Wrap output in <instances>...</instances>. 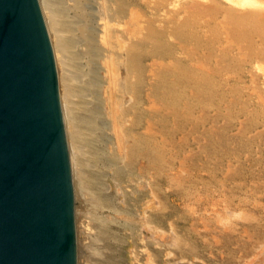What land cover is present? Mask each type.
Returning <instances> with one entry per match:
<instances>
[{
    "label": "rangeland",
    "instance_id": "1",
    "mask_svg": "<svg viewBox=\"0 0 264 264\" xmlns=\"http://www.w3.org/2000/svg\"><path fill=\"white\" fill-rule=\"evenodd\" d=\"M76 1L51 2L54 8H59L56 10L63 21L60 20V28H66L63 29L65 40H69L68 73L74 76L71 84L76 92L74 116L82 131L84 191L87 193L82 191L83 196L75 191L78 194L75 195L76 212L81 211L77 212L76 219H82L76 220L78 264H264V0H171L164 6L162 1L166 0H130L128 10L121 14V20H127L121 21L122 27L131 23L136 35L151 24L153 17L171 16V12L181 7L178 13L183 30H189L188 34L193 31L195 35L192 32L190 37L198 38L191 40L184 31L182 38L169 31L162 40L167 46L162 52L173 50V53L160 57L161 61L153 56L148 60L151 82L160 80L159 72L168 63L176 58L182 60L180 74L185 75L182 88L189 98L196 100L193 108L195 105L198 108L194 109L192 122L185 119L182 122L186 123H181L177 129L172 119L163 129L165 126L154 116L159 106H155L157 101L152 97L151 85L148 87L151 94L148 131L153 153L159 156V161L153 156L155 164L151 163L153 169L147 184L152 183L147 185L146 200L131 209L124 201H119L120 193L111 179L114 176V166L110 165L113 129L109 127V113L106 111L107 116L104 111L93 117L92 127L88 119L86 121V115L91 117L92 109L104 97L103 86L92 83V71L102 59L97 44L95 51L99 54L93 56V52H87L88 40L84 34L78 37L82 33L78 25L79 16L86 15L84 25L92 27V31L99 30L101 24L96 17L99 0H81L78 4ZM158 1L162 4H155ZM145 17H151L149 22ZM185 18L193 26L187 25ZM156 20L161 23L160 18ZM192 27L194 30L190 32ZM184 37L190 41L187 43ZM89 41V45L92 44V40ZM151 63L156 64L154 68ZM195 71L201 76L200 90H207L206 87L213 90H208L209 94L205 91L206 96L202 95L204 89L202 93L199 89L196 92L195 85L186 86L185 77L188 75L190 79L189 75ZM202 71L209 75L203 76ZM207 82L210 85L207 86ZM213 92L212 99L209 96ZM92 155L96 161L92 160ZM139 184L135 189L142 190ZM94 198L97 202L93 204ZM83 227L86 230H82Z\"/></svg>",
    "mask_w": 264,
    "mask_h": 264
},
{
    "label": "water",
    "instance_id": "2",
    "mask_svg": "<svg viewBox=\"0 0 264 264\" xmlns=\"http://www.w3.org/2000/svg\"><path fill=\"white\" fill-rule=\"evenodd\" d=\"M0 264H78L70 152L40 0H0Z\"/></svg>",
    "mask_w": 264,
    "mask_h": 264
},
{
    "label": "bare ground",
    "instance_id": "3",
    "mask_svg": "<svg viewBox=\"0 0 264 264\" xmlns=\"http://www.w3.org/2000/svg\"><path fill=\"white\" fill-rule=\"evenodd\" d=\"M51 1L52 0H40V4H41L42 11H43V14H44V17L46 20V24H47V27H48V30L50 33L52 45L54 48V54H55V58H56V65H57L58 76H59L60 98H61V103H62L64 123H65V128H66L67 139H68V147H69V152H70V161H71L73 180L75 177V180L77 182V184H76V182L74 181V183L77 185L76 187L74 186V188L76 189L75 190L76 192L78 191L77 192L78 194H81L82 191H84V189H86V187H85L86 184L84 182L85 170H84V162L82 160V155H83L82 152L83 151H81L83 146L81 147L82 135L80 134V132H82V131L79 127L78 122L76 121L75 116H74V114H75V108H74L75 103H74V101L75 100L73 99V96H74V93H76V92H75L74 88H72V84H71V82L74 80L73 79L74 76H72V74L68 73L69 62H68L67 57H68L70 46H68V44H67V42L69 43V40L66 42L67 38H65L64 31H63V29L65 30L66 28H63V29L60 28V24H61L60 22L62 21L60 19V17L62 18V16H59V13H58L59 8L58 7L54 8L55 5ZM167 1H171V0H166V2L162 1L163 6H164V3L166 5ZM79 2H81V0H77L76 4H78ZM130 3H131L130 0H99L98 4H97L99 14L96 16L99 19V20H97L98 23L101 24V27L99 28V30H97L95 32V31H92V27H90V25H89L90 29L87 28V25L86 26L84 25V24H86V21H85V18H87V17H85L86 15L79 16L80 17V19H79L80 24L82 22H84V23H82L81 25L79 24L78 26L80 28L78 26H77V28L81 29L80 31H82V33L80 35L78 34V37L82 38L81 35L84 34L85 35L84 38H86L89 43H90L89 40H92L91 42L93 45L90 44L91 45L90 46L89 43L87 42V40L83 39V40H86V42L88 44V45H86V49L88 50L87 52H89V54L93 52L91 54V55L94 54L93 56H96L97 54L100 53L99 55H101V59H102V62L101 63L99 62V65L95 66L94 70L92 69L93 70L92 72L94 73V74H92L93 78H94L92 80H94V81H92V80L91 81H92V83L94 82L93 84H98V85L103 86V89H104L103 96L104 97L101 96L103 98H101L100 104H98L97 107L95 106L96 108L92 109V111H91V109H89V111H91L92 115H91V117L90 116L88 117V115H86V117H87L86 121L88 119L87 122H88V124H90V127H92V120H93L92 118L93 117H95L96 115H100L101 113H104V111H105V113H106V111H107V113H109L110 118H111V120L109 122V127H112V129H113V136H111V137L109 136L111 139V143L113 145L112 150H111V148H109L111 150V154H112L111 160H110L111 164L110 163L109 164L114 166V176L111 179H113L112 181H113L115 187L117 188V192L119 191V193H120L119 198L121 200H119V201H122V203L125 202L127 204V206L131 209V207H133L134 205H136V204L139 205L144 200H146L147 194H148L147 193V189H148L147 185H150L152 183V182H150V184H147L149 181L148 175H149V173H151L150 171L153 169V168L151 169V163L153 162V159H155V158L159 161V156L155 155L153 153L152 143H151L152 138H151L149 131H148V129H149L148 128V117H149V111H150L149 108H151V107H149L150 105H148L149 99H151L150 98L151 94L148 92V87L151 85L152 95H153L152 97H154L157 101V104H155V106H157V105L159 106L158 109L156 110V113L154 114V116L158 119L160 125L165 126V128H163V129H166L167 123L172 119H174L176 122V124H175L176 128L178 126L180 128L181 123H183L182 121L183 120L185 121V119H187L186 122H188V121L192 122V120H193L192 117H194V114L196 111V110L194 111V109L195 108L197 109L198 107H196V105H195V108H193V106H194L193 102H195L196 100L193 98H189L190 96H187L184 92L185 90H183L184 88H182V83L184 82L183 76H185L183 73H182L183 76H181V74H180L181 73L180 69H181V66L183 65V62H181L182 60L179 61V59L176 58L173 62L171 61L170 63H168L167 67H165L164 69H162L159 72V75H160L159 81L151 82L150 76H149V73L151 71L148 72V62H149L148 60L152 56L155 58L159 57L158 60L161 61L160 57H164L166 54H170V53L172 54L173 53V50L171 52H168V53L162 52V51H166V49H167V46H165V43H163V41H162L163 38L166 36L165 34L167 32L169 34V31H172L178 37L182 36L181 32L184 31L182 28L183 24L181 25V23H180L179 16L181 14L178 13L179 10L181 9V7L179 10L177 9L176 12L175 11L171 12V16H169V14L166 16L165 14L158 13L157 16H159V14L162 15V16L157 17V18H160L161 23H159V20H156L157 18L154 19L156 17L155 16L156 13L153 15L155 17H153V19L150 21V23H151L150 25H148L147 23L149 22L152 15H151V17H148L149 19L147 17H145L148 20V22L145 24L148 26H146L144 24V26H146L144 28L145 30L143 28H141L140 32L138 33L139 35L138 34L135 35L134 30L132 29V26L130 25L131 23H128L127 25L125 24V26H127L125 28L122 27V22H124L125 20L122 21L123 19L121 18V16H122L121 14L123 12L126 13V9L128 10ZM156 3L162 4L161 1L155 2V4ZM78 6H80V5H78ZM92 6H95V5H92ZM156 7H158V4ZM56 8L58 11L56 10ZM158 10H160V9L158 8L157 12H158ZM159 12H161V11H159ZM61 13H63V12H61ZM248 14L251 15L252 13H248ZM64 16L65 15H63V17ZM79 17H76V18H79ZM92 17H93V15H92ZM246 17H248V16H246ZM89 18H91V17H89ZM188 19H190V18H188ZM191 19H194V21H195V18H191ZM142 20H143V18H142ZM197 21H198V19H197ZM76 22H78L77 19H76ZM125 22H127V20ZM182 22H184V21H182ZM185 22L187 23L186 18H185ZM96 24H97V22H96ZM188 24L190 25V23H187V25ZM76 25H77V23H76ZM191 25L193 26V24H191ZM73 26H74V23H73ZM85 27L87 28L86 31H85ZM88 30H90V31H88ZM185 30H186V28H185ZM192 30H194L193 27L190 29V32ZM186 31L189 32V30H186ZM186 31H184L186 33V34H184V35H186V37H188V35L193 32L192 31L191 33L188 34ZM192 34H194V32ZM86 35H87V37H86ZM190 36L191 35H189V38H191ZM194 37H196V36H194ZM194 37H192L191 40L192 39L195 40L196 38L194 39ZM182 38H183V36H182ZM77 39L78 38H76V40ZM186 39L187 38H185V41H186ZM196 40H198V38ZM182 41H183V39H182ZM189 41H190V39H189ZM189 41H186V42L188 43ZM96 44L100 46L101 51L99 53L97 52L98 50L95 51L97 49V48H95V46H97ZM87 46H90L92 48V50L90 49V47L88 49ZM182 57H183V55H182ZM155 61H157V60L155 59ZM162 62H163V64L165 63L163 60H162ZM180 63H182L181 66H180ZM163 64L161 66H163ZM154 65H156V64H154ZM154 65L152 64V67ZM155 69L153 70V72L155 71ZM184 70H185V68H184ZM157 71H158V69H157ZM187 71L189 73V70H187ZM182 72H184L183 69H182ZM195 72L197 74L194 73V74L189 75V76H191L190 79H188V77H187L188 75L185 77L187 79V80L185 79L186 80V86L188 87L191 85L193 87L195 85L194 87L197 89V91L196 90H194V91H196V92L202 91V93H203V89H204V92L205 91L208 92V90H210V89H208V87H206L207 90H205V88L200 90L201 86L199 87L198 83L200 80L199 78L201 76H199V73H198L199 71H195ZM203 73H205V72L202 71V74ZM152 74L155 75L154 73H152ZM185 74H186V72H185ZM204 75L205 74H203V76ZM207 75H209V74L206 73L205 76L207 77ZM204 78H202V79L204 80ZM205 79H207V78H205ZM210 79H211L210 81H213L211 77H210ZM182 80H183V82H182ZM195 80L197 82H195ZM203 80H201V81H203ZM196 83H197V85H196ZM204 83H206V82H204ZM208 84L209 83L207 82V86H208ZM184 85H185V83H184ZM184 85H183V87H185ZM213 85L214 84L212 83L211 86H213ZM211 86H210V88H211ZM198 89H199V91H198ZM212 91L213 90L211 88L210 92H212ZM206 92L202 95L206 96ZM86 94H87V92H86ZM198 94H200V93H196V95H198ZM208 94H209V92H208ZM213 94H214V92L212 94H210V96L209 95L208 96L213 99V97H214ZM211 95H212V97H211ZM200 98H201V95H200L199 99ZM153 101L155 102L154 99H153ZM200 102H198L197 106L199 105ZM204 102L202 101V103H204ZM188 103H189V105H188ZM209 103H211V102H209ZM205 105H204V107H205ZM208 105H206V106H208ZM155 106H153V107L156 108ZM200 106H202V105H200ZM107 113H106V115H107ZM89 118H91V119H89ZM191 118H192V120H190ZM149 122H150V120H149ZM150 123H152V121ZM150 123H149V127L151 128ZM185 123H183V125ZM96 127H97V125H96ZM179 128H177V129H179ZM174 129H175V127H174ZM92 130H94V129H92ZM85 134L88 135L87 132H85ZM88 139H90V138H88ZM219 139L220 138H218V140ZM215 140H217V139H215ZM180 141H182V140H180ZM91 144H93V143H91ZM95 147L97 148L96 145H95ZM110 147H111V145H110ZM98 149H99V147H98ZM84 152H86V151H84ZM195 153H196V151H195ZM93 154H96V152ZM93 156L94 155L91 156L93 158L92 160L96 161L97 159H95V156L94 157ZM153 156L155 158H153ZM83 157H84V155H83ZM84 161H86V160H84ZM87 161L89 162V160H87ZM91 163H93V162H91ZM91 163H88V165ZM160 167H161V165H160ZM181 167H183V166H181ZM157 170L159 171V169H157ZM111 172H112V170H111ZM109 175H111V174H109ZM138 180L139 181L141 180L140 184L136 183ZM136 184L142 185V190H140V189L137 190V188L135 189ZM151 186H149V187L151 188ZM152 188H154V187H152ZM157 190L158 189L153 190V191L155 192ZM151 192H152V190H151ZM85 193H87V192H85ZM78 194L77 195L75 194V195L78 196ZM83 196H84V194H83ZM95 199L97 200V198H94L92 200L93 204L95 202H97ZM159 202H160V200H159ZM95 206H98V205H95ZM160 207L162 208V205ZM149 209H151V208H149ZM77 212H81V211H77ZM77 212H76V214H77ZM143 212L145 214V211H143ZM106 215H108V214H106ZM148 215H149V212H148ZM143 216H145V215H143ZM78 217H80V216H78ZM105 218H106V216H105ZM78 220H80V218ZM80 221H82V219ZM104 221H106V219ZM146 221L147 220L145 219V222ZM147 222L150 223V220H148ZM80 224L82 225V222H80ZM146 226H147V224H146ZM83 228H81V229L86 230L85 229L86 227H83ZM140 235H141V233H140ZM77 237H78V235H77ZM182 238L183 237H181V239ZM131 249H133V248L131 247ZM131 249H130V251H131ZM136 249H137V247H136ZM139 250H141V248ZM143 250H144V252L146 251V249H144V248H143ZM135 251H137V250H135ZM130 253L132 254L133 251ZM148 253L150 254V252H148ZM148 253H147V255H148ZM132 255H134V254H132ZM145 257H147V256H145ZM137 260L136 261L133 260V261L138 262Z\"/></svg>",
    "mask_w": 264,
    "mask_h": 264
}]
</instances>
